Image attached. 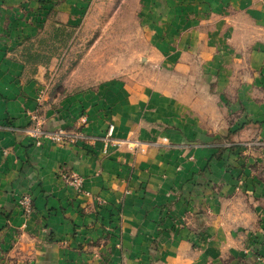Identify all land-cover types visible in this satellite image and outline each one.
<instances>
[{
    "label": "crops",
    "instance_id": "1",
    "mask_svg": "<svg viewBox=\"0 0 264 264\" xmlns=\"http://www.w3.org/2000/svg\"><path fill=\"white\" fill-rule=\"evenodd\" d=\"M86 1L0 0V264H264V157L212 142L264 137V0H140L168 88L52 102L15 51ZM30 115L75 140L29 135Z\"/></svg>",
    "mask_w": 264,
    "mask_h": 264
},
{
    "label": "rangeland",
    "instance_id": "2",
    "mask_svg": "<svg viewBox=\"0 0 264 264\" xmlns=\"http://www.w3.org/2000/svg\"><path fill=\"white\" fill-rule=\"evenodd\" d=\"M78 5L70 8L79 11L76 17L72 12L65 22L51 9L38 33L23 40L15 51L27 74L41 77L52 102L77 92L106 86L116 89L126 83L143 85L155 79L164 81L168 88L170 71L159 70L151 60L146 62L154 53L152 37L142 27L140 0H88L80 8ZM213 118L216 128L218 117ZM221 136L212 140L217 155L238 149L242 154L264 157V137L236 143ZM256 165L257 175L264 180V161Z\"/></svg>",
    "mask_w": 264,
    "mask_h": 264
},
{
    "label": "built area",
    "instance_id": "3",
    "mask_svg": "<svg viewBox=\"0 0 264 264\" xmlns=\"http://www.w3.org/2000/svg\"><path fill=\"white\" fill-rule=\"evenodd\" d=\"M30 122L31 124L27 128V133L29 135L35 136V137H42L45 139H50L52 141H55L57 143H63L67 139V133H65L62 129H55V130H48L42 127V123L39 122L36 115H30ZM114 133V125L113 123H108L106 132L104 134L103 140L107 144L115 145L119 147L123 142L120 140H117L113 137ZM78 135V134H76ZM75 137L73 136V139ZM72 139V140H73ZM71 140V139H70ZM138 146L137 143L134 144V148ZM61 179H63L64 183L70 187H72L75 191L81 193L84 192L83 190V177L76 174V173H68L67 171H62L60 173ZM85 194H88L87 192H84ZM21 202L23 205H25V211H30V200L27 196H24L21 199Z\"/></svg>",
    "mask_w": 264,
    "mask_h": 264
}]
</instances>
